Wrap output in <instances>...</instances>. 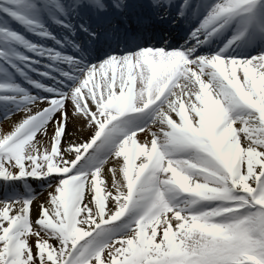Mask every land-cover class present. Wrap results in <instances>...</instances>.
<instances>
[{
    "label": "snow or ice",
    "instance_id": "1",
    "mask_svg": "<svg viewBox=\"0 0 264 264\" xmlns=\"http://www.w3.org/2000/svg\"><path fill=\"white\" fill-rule=\"evenodd\" d=\"M0 264H264V0H0Z\"/></svg>",
    "mask_w": 264,
    "mask_h": 264
}]
</instances>
